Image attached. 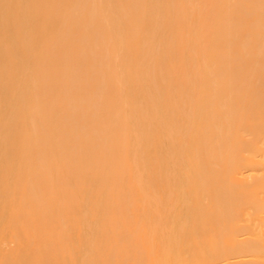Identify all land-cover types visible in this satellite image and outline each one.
Returning a JSON list of instances; mask_svg holds the SVG:
<instances>
[{
  "label": "bare ground",
  "instance_id": "1",
  "mask_svg": "<svg viewBox=\"0 0 264 264\" xmlns=\"http://www.w3.org/2000/svg\"><path fill=\"white\" fill-rule=\"evenodd\" d=\"M262 157L264 0H0V264H264Z\"/></svg>",
  "mask_w": 264,
  "mask_h": 264
},
{
  "label": "rangeland",
  "instance_id": "2",
  "mask_svg": "<svg viewBox=\"0 0 264 264\" xmlns=\"http://www.w3.org/2000/svg\"><path fill=\"white\" fill-rule=\"evenodd\" d=\"M263 161H264V158L262 157L261 158ZM244 174L245 175H247V178H250V179H248V180H251V179H253L255 176H261V177H263L264 176V167H261V168H259V169H256L255 168V170L253 169V170H248V169H244ZM262 174H263V176H262ZM254 175V176H253ZM251 217V216H250ZM246 221H248V220H246ZM253 222V223H252ZM255 223H257L256 225H255ZM250 224H253L254 225V227H255V231H256V233L257 232H262V233H264V227L261 225V223H260V220H253V221H251L250 220ZM254 231V232H255ZM258 233V234H259ZM256 236H257V234H255ZM255 235H252V236H255ZM243 238H245V234L243 235H240L239 237L242 239V237ZM247 236H249V234L247 235ZM251 236V235H250ZM12 246L11 247H13V243L11 244ZM244 257H246V256H244ZM239 258V259H243V261H245V260H247V261H249L250 260V262H252V260H255V259H257L258 257L257 256H255V258L254 257H252V256H247L246 257V259L245 258ZM251 258H252V260H251ZM231 259H233V261L232 262H234L235 264H237V262L239 261V259H234V258H231ZM260 259V258H259ZM228 260H230V259H228ZM223 261V262H222ZM231 262V260H230V263L229 264H231L232 263ZM246 262V261H245ZM216 264H228V261H225L224 259L223 260H220V262H218V263H216ZM233 264V263H232Z\"/></svg>",
  "mask_w": 264,
  "mask_h": 264
}]
</instances>
